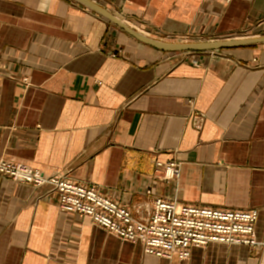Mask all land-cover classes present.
I'll return each instance as SVG.
<instances>
[{
	"label": "crops",
	"instance_id": "1",
	"mask_svg": "<svg viewBox=\"0 0 264 264\" xmlns=\"http://www.w3.org/2000/svg\"><path fill=\"white\" fill-rule=\"evenodd\" d=\"M97 2L148 37H264V0ZM0 158L129 206L258 209L263 239L264 43L163 52L74 0H0ZM172 159L181 174L166 183L155 161ZM47 191L0 176V264H264V249L220 243L182 261L146 255Z\"/></svg>",
	"mask_w": 264,
	"mask_h": 264
},
{
	"label": "built area",
	"instance_id": "2",
	"mask_svg": "<svg viewBox=\"0 0 264 264\" xmlns=\"http://www.w3.org/2000/svg\"><path fill=\"white\" fill-rule=\"evenodd\" d=\"M149 35L160 41L203 42L160 31H150ZM204 121L205 117L200 113L192 119L195 128L199 129ZM181 166V161L176 159L156 160L154 174L166 183L177 182ZM0 176L34 189L48 187V193L56 194L61 210L89 218L121 240L139 242L149 256L182 261L191 256L192 248L211 243L247 246L253 252L264 249V238L255 236L258 209L179 205L175 200L161 197L129 206L103 193L97 186L74 180L69 174L48 175L4 158H0ZM146 193L151 195V190Z\"/></svg>",
	"mask_w": 264,
	"mask_h": 264
},
{
	"label": "water",
	"instance_id": "3",
	"mask_svg": "<svg viewBox=\"0 0 264 264\" xmlns=\"http://www.w3.org/2000/svg\"><path fill=\"white\" fill-rule=\"evenodd\" d=\"M74 1L89 8L90 10L96 12L97 14L107 18L109 21L118 25L120 28L128 32L131 36H133L140 42L163 52H177V53L178 52L179 53L208 52V51H217V50L249 46L258 43H264V37L238 38V39H228V40H219V41H203V42H188V43L165 42V41L155 40L129 28L118 18L110 14L105 8H103L102 6L91 0H74Z\"/></svg>",
	"mask_w": 264,
	"mask_h": 264
}]
</instances>
